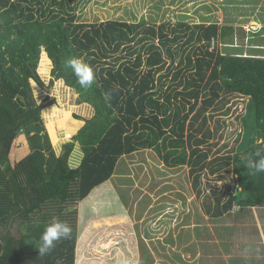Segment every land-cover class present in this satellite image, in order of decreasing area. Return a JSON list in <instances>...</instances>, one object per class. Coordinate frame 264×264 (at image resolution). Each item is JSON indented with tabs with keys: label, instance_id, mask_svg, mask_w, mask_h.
Here are the masks:
<instances>
[{
	"label": "trees",
	"instance_id": "16d2710c",
	"mask_svg": "<svg viewBox=\"0 0 264 264\" xmlns=\"http://www.w3.org/2000/svg\"><path fill=\"white\" fill-rule=\"evenodd\" d=\"M82 1L0 0V264H85L94 240L87 230L80 232L85 204L87 211L97 206L105 218L95 223L97 229L116 228L131 243L128 204L110 179L122 159L149 148L168 167L188 166L198 196L206 171L221 178L233 167V190L206 207L212 218L228 215L236 205L264 207V173L253 175L245 167L249 156L264 151V58L220 50L234 44L229 40L236 30L207 16L201 23L177 25L85 23L77 20ZM44 51L54 78L74 88L80 104L95 108L60 155L31 86V80L44 85L38 72ZM49 58L43 54L42 66H51ZM71 58L93 67L91 88L78 84L66 63ZM236 95L248 98L236 152L212 155L224 122L214 129L211 118L230 114L225 106ZM68 114L61 125L70 126L66 136H71L77 124L66 123ZM22 134L27 154L17 160L14 142ZM76 142L83 156L72 166ZM54 219L69 225L71 235L39 256L36 246ZM134 249L129 245L127 251L136 258Z\"/></svg>",
	"mask_w": 264,
	"mask_h": 264
},
{
	"label": "rangeland",
	"instance_id": "374dc122",
	"mask_svg": "<svg viewBox=\"0 0 264 264\" xmlns=\"http://www.w3.org/2000/svg\"><path fill=\"white\" fill-rule=\"evenodd\" d=\"M263 1L83 0L77 10V20L85 23L146 20L158 26L162 23H201L204 21L203 15L210 17L208 21L231 25L236 30L233 40H229L234 44L221 45L220 50L235 55L264 58V39H259L264 33L261 31L264 28ZM207 8L210 9L209 12L205 10ZM43 54L48 58L49 56L46 51L42 52L38 67L44 85L31 80V86L36 100L44 105L42 117L45 127L56 153L60 155L64 152L65 144L73 142V137L85 125L86 120L95 114V108L89 103L80 104L77 91L66 85L63 79L54 78L53 62L50 58L51 66H42ZM42 67L46 69L45 72ZM247 101L248 98L241 95L232 96L225 106V109H231L230 114L217 112L215 118H211L214 129L219 121L224 122L219 137L214 139L218 145L212 147V155L236 152L234 149L238 137L243 133L240 117L246 111ZM49 106H55L56 111H50ZM65 113H69L66 123L73 120L77 124L71 136H66L70 126L61 125ZM26 142V135L23 134L15 140L12 157L15 155L20 160L27 154ZM82 153L80 143L76 142L70 157L72 166L82 158ZM118 169L119 172L110 181L126 198L129 208L128 223L133 233V238L130 239L132 242L124 243L120 239L123 234L117 233L116 228H110L107 232L104 231L105 227L97 229L95 223L105 218L100 215L97 206L87 211L88 206L85 204L80 219V232L85 229L94 237L86 253L85 264H234L232 258L239 255L236 249L246 248L249 242L247 238L253 242L249 243L247 249L253 246L255 253L244 256L242 253L240 261L264 264L262 247L257 242L259 230L255 229L258 221L254 219L250 224L245 221L249 215L263 214V207L240 208L236 205L228 215L217 220L206 212L210 202L216 205L219 195L226 198L225 194L233 190L236 185L233 167L222 172L221 178L217 175L211 177L206 171L199 196L193 186L190 168L186 165L168 167L154 149L149 148L126 156L120 161ZM110 220L115 222L119 219ZM102 236L103 240L98 244ZM129 245L135 247L136 258L132 252L127 251Z\"/></svg>",
	"mask_w": 264,
	"mask_h": 264
},
{
	"label": "clouds",
	"instance_id": "9594fccd",
	"mask_svg": "<svg viewBox=\"0 0 264 264\" xmlns=\"http://www.w3.org/2000/svg\"><path fill=\"white\" fill-rule=\"evenodd\" d=\"M66 63L72 69L81 88H91L96 79L93 67L79 58H71ZM245 167L253 175L264 173V151L257 150L249 156ZM71 231L72 229L69 225L58 219H54L45 227L40 238V244L36 246L39 256L49 253L54 244L63 238H68L71 235Z\"/></svg>",
	"mask_w": 264,
	"mask_h": 264
},
{
	"label": "crops",
	"instance_id": "0c3cea01",
	"mask_svg": "<svg viewBox=\"0 0 264 264\" xmlns=\"http://www.w3.org/2000/svg\"><path fill=\"white\" fill-rule=\"evenodd\" d=\"M264 2V1H263ZM262 2H260V6L262 5L261 4ZM261 8H263V6L261 7ZM261 11V13H262V9H260ZM261 31H264V28L263 29H261ZM258 35V34H257ZM257 35H256V37H257ZM258 38V37H257ZM260 38H262V39H264V33H262L260 36H259V39ZM263 46V45H262ZM263 48H264V46H263ZM83 154V153H82ZM81 160H82V158L78 161V163H76L75 164V166H78L79 164H80V162H81ZM264 208V207H263ZM240 217V216H239ZM241 218V217H240ZM213 219H215V218H213ZM217 219H219V218H216L215 220H217ZM254 219H256L257 221H258V224L256 225L257 226V228H255V229H257V230H259V233L257 234V237L259 238V240L257 241L258 242V244H261L260 246L262 247V253L264 254V213L263 214H261V215H249L246 219H245V221H246V223L247 224H250L252 221H254ZM254 229V228H253ZM247 239H249V242H248V244H247V246H246V248H244L243 250H239V248H237L236 249V252L237 251H239V255H237V258L236 257H234V258H232V260L234 261V264H258V263H255V262H252V263H249V262H246V263H242V261H240L241 260V257H240V255L243 253V256L245 255V254H248V253H250V254H254L255 253V248L252 246V247H250L249 249H247L248 247H249V243L251 242V243H253L251 240H250V238H247ZM216 248V247H215ZM246 250V251H245Z\"/></svg>",
	"mask_w": 264,
	"mask_h": 264
}]
</instances>
